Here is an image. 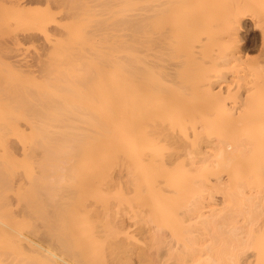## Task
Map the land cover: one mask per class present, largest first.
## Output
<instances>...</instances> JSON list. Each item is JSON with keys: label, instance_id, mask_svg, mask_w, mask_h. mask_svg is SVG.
Masks as SVG:
<instances>
[{"label": "rangeland", "instance_id": "rangeland-1", "mask_svg": "<svg viewBox=\"0 0 264 264\" xmlns=\"http://www.w3.org/2000/svg\"><path fill=\"white\" fill-rule=\"evenodd\" d=\"M28 2L0 0V264H264V0Z\"/></svg>", "mask_w": 264, "mask_h": 264}, {"label": "bare ground", "instance_id": "bare-ground-1", "mask_svg": "<svg viewBox=\"0 0 264 264\" xmlns=\"http://www.w3.org/2000/svg\"><path fill=\"white\" fill-rule=\"evenodd\" d=\"M41 0H29V2L28 3H31V4H34V3H39ZM43 1V0H42ZM46 1H48V0H46ZM45 0H44V2H46ZM41 3V2H40ZM47 4V3H46ZM20 5V4H19ZM13 6V5H12ZM21 8V7H20ZM15 9V8H14ZM19 9V8H18ZM26 9V8H25ZM20 10V9H19ZM23 9H21V11H22ZM16 11V10H15ZM24 11V10H23ZM26 11V10H25ZM12 12V11H11ZM19 12V11H18ZM13 13H15V12H13ZM20 14V13H19ZM30 35V34H29ZM33 36H35L34 34H33ZM21 37V36H20ZM29 37H31V36H27V38H29ZM24 38V37H23ZM33 38V37H32ZM25 39V38H24ZM35 39H36V36H35ZM46 39V38H45ZM20 40V39H19ZM40 40V39H39ZM47 40H50L49 38H47ZM33 41H36V40H32V42ZM22 42V41H21ZM51 42V41H50ZM23 43V42H22ZM36 43V42H35ZM52 43V42H51ZM21 44V43H20ZM27 66V65H26ZM31 66V65H30ZM33 66V65H32ZM28 67V66H27ZM26 67V68H27ZM34 67V66H33ZM30 68V67H29ZM31 69V68H30ZM39 70L38 71H40V68H38ZM27 70V69H26ZM26 70H24V71H26ZM28 72H29V70H28ZM31 72H32V69H31ZM35 72V71H34ZM41 72V71H40ZM25 73V72H24ZM30 75H32V73L30 74ZM35 75V74H34Z\"/></svg>", "mask_w": 264, "mask_h": 264}]
</instances>
